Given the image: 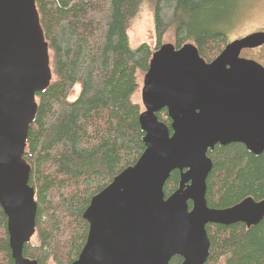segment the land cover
Here are the masks:
<instances>
[{
    "label": "water",
    "instance_id": "1",
    "mask_svg": "<svg viewBox=\"0 0 264 264\" xmlns=\"http://www.w3.org/2000/svg\"><path fill=\"white\" fill-rule=\"evenodd\" d=\"M263 42L264 32L249 33L229 41L210 62L193 43H166L152 53L138 117L144 149L91 197L82 214L86 240L71 264H169L174 256L180 264H205L208 224L249 228L263 219L264 199L246 197L221 209L205 199L209 149L240 143L254 155L264 150V67L240 56ZM51 79L35 0H0V207L14 264H38L23 255L37 209L23 154L35 95ZM162 109L169 127L157 118ZM174 170L178 187L165 197Z\"/></svg>",
    "mask_w": 264,
    "mask_h": 264
},
{
    "label": "trees",
    "instance_id": "2",
    "mask_svg": "<svg viewBox=\"0 0 264 264\" xmlns=\"http://www.w3.org/2000/svg\"><path fill=\"white\" fill-rule=\"evenodd\" d=\"M142 2L35 0L52 70L48 87L35 95L37 111L23 154L37 204V243L25 244L23 255L38 264L76 260L88 232L82 214L91 197L141 155V107L131 96L138 73L147 71L163 36L172 29L175 48L193 43L210 62L228 43L226 33L240 7V0H154L156 47L142 43L132 49L127 29ZM75 86L79 93L70 101ZM157 118L169 127L165 109ZM207 156L212 161L208 207L227 208L246 197L264 199V150L254 155L240 143L216 144ZM178 181L174 170L164 184L165 197ZM206 232L205 264H264V217L249 228L208 224ZM180 263L178 256L169 262ZM0 264H14L1 207Z\"/></svg>",
    "mask_w": 264,
    "mask_h": 264
},
{
    "label": "rangeland",
    "instance_id": "3",
    "mask_svg": "<svg viewBox=\"0 0 264 264\" xmlns=\"http://www.w3.org/2000/svg\"><path fill=\"white\" fill-rule=\"evenodd\" d=\"M153 10L154 0H143L138 14L130 21L127 29V36L129 46L132 49L137 48L142 43L148 44L151 48L156 47L154 36ZM262 28H264V0H240L239 10L235 13L232 24L230 27H228L226 33L227 41L229 42L231 40L243 37L251 32ZM166 43L172 45L174 44L172 29H169V31L162 38L161 45ZM257 55L259 54L255 52H246L245 50H243L240 54V56L244 58L258 57ZM143 74L144 73L141 72L138 73L137 89L131 96V101L140 105L141 110L143 109L141 104V88ZM78 93L79 86H75L69 96V100H74ZM30 243H37L36 233L32 237Z\"/></svg>",
    "mask_w": 264,
    "mask_h": 264
},
{
    "label": "flooded vegetation",
    "instance_id": "4",
    "mask_svg": "<svg viewBox=\"0 0 264 264\" xmlns=\"http://www.w3.org/2000/svg\"><path fill=\"white\" fill-rule=\"evenodd\" d=\"M257 31L264 32V28L259 29V30H256L254 32H257ZM243 50H245L246 52H251V53L255 52V53L259 54V55H257L258 57H252V58L245 57V58L254 60L255 62L259 63L261 66L264 67V42L261 45L257 46V47H254V48H246V49H243ZM257 51H260V52H257Z\"/></svg>",
    "mask_w": 264,
    "mask_h": 264
}]
</instances>
